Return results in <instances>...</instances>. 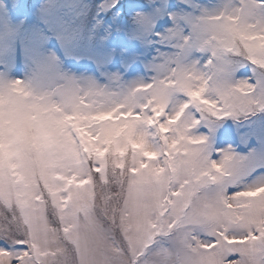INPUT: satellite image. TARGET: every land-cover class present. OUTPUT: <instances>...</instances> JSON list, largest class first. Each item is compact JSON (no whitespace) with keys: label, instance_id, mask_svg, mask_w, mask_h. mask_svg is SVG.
<instances>
[{"label":"snow or ice","instance_id":"1","mask_svg":"<svg viewBox=\"0 0 264 264\" xmlns=\"http://www.w3.org/2000/svg\"><path fill=\"white\" fill-rule=\"evenodd\" d=\"M189 26L150 81L0 85V264H264V182L229 191L238 161L195 134L264 111V0Z\"/></svg>","mask_w":264,"mask_h":264},{"label":"rangeland","instance_id":"2","mask_svg":"<svg viewBox=\"0 0 264 264\" xmlns=\"http://www.w3.org/2000/svg\"><path fill=\"white\" fill-rule=\"evenodd\" d=\"M38 1L0 0V85L20 80L25 87L45 94H55L69 84L118 90L150 81L158 56L174 52L162 46V38H173L177 30L191 35L189 21L219 3V0H44L39 6ZM112 4H117L118 13L112 18L115 25L110 29L100 15ZM143 4L144 11L129 13L130 22L120 12L125 6L131 9ZM160 20L165 21L164 26L159 24ZM156 22L162 29L154 39L152 26ZM49 37L56 39L58 54L51 50ZM254 73L253 67H244L237 73V79L252 78L250 82L255 84L259 75ZM195 134L207 137L213 161H222L225 155L238 161L236 186L229 191L264 182V111L227 117L211 124L202 122Z\"/></svg>","mask_w":264,"mask_h":264},{"label":"clouds","instance_id":"3","mask_svg":"<svg viewBox=\"0 0 264 264\" xmlns=\"http://www.w3.org/2000/svg\"><path fill=\"white\" fill-rule=\"evenodd\" d=\"M71 86H73L72 84H69V85H67V86H65V87H63V88H61V89H65V88H68V87H71ZM26 89L28 90V91H30V92H32L34 95H36V96H39V95H42V94H45L44 92H42L41 90H39V89H33V88H28V87H26Z\"/></svg>","mask_w":264,"mask_h":264}]
</instances>
